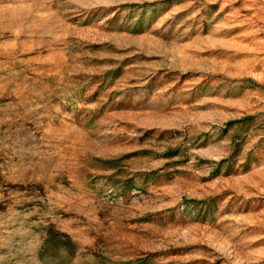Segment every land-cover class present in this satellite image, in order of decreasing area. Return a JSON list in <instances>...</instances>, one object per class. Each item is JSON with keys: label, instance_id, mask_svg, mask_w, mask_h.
<instances>
[{"label": "rangeland", "instance_id": "1", "mask_svg": "<svg viewBox=\"0 0 264 264\" xmlns=\"http://www.w3.org/2000/svg\"><path fill=\"white\" fill-rule=\"evenodd\" d=\"M0 264H264V0H0Z\"/></svg>", "mask_w": 264, "mask_h": 264}, {"label": "trees", "instance_id": "2", "mask_svg": "<svg viewBox=\"0 0 264 264\" xmlns=\"http://www.w3.org/2000/svg\"><path fill=\"white\" fill-rule=\"evenodd\" d=\"M53 241L66 249L74 247L72 240L67 234L56 231L52 226H50L46 231V239L44 245H48Z\"/></svg>", "mask_w": 264, "mask_h": 264}]
</instances>
